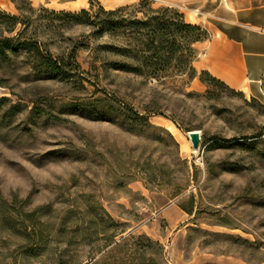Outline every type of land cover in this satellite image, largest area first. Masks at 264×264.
Wrapping results in <instances>:
<instances>
[{
    "label": "rangeland",
    "instance_id": "rangeland-1",
    "mask_svg": "<svg viewBox=\"0 0 264 264\" xmlns=\"http://www.w3.org/2000/svg\"><path fill=\"white\" fill-rule=\"evenodd\" d=\"M141 1L0 0L67 62L0 61V264H264V105L132 24L200 0Z\"/></svg>",
    "mask_w": 264,
    "mask_h": 264
},
{
    "label": "crops",
    "instance_id": "crops-1",
    "mask_svg": "<svg viewBox=\"0 0 264 264\" xmlns=\"http://www.w3.org/2000/svg\"><path fill=\"white\" fill-rule=\"evenodd\" d=\"M186 20L208 34L194 67L264 105V0H200V19Z\"/></svg>",
    "mask_w": 264,
    "mask_h": 264
},
{
    "label": "trees",
    "instance_id": "trees-1",
    "mask_svg": "<svg viewBox=\"0 0 264 264\" xmlns=\"http://www.w3.org/2000/svg\"><path fill=\"white\" fill-rule=\"evenodd\" d=\"M149 0H142L139 4H148ZM151 6V5H150ZM150 15L143 20L132 21L133 26H140L141 28H148L145 41L152 56H157L159 59L170 58L177 50L185 46L187 53L195 52L194 43L200 41L208 36L207 32L196 24L184 22L183 14L172 8H158L153 9L149 7ZM87 14V11L82 10L80 13L70 14L78 16L79 14ZM8 20V21H6ZM22 24L24 27L16 31L17 25ZM26 22L23 18L13 15H7L0 12V61L5 62L9 60L10 54L17 53L20 49L27 52H33L34 65L33 68H44L45 71L61 74L65 72L66 59L63 57H54L46 54L40 49L36 40L24 37ZM153 48V49H152ZM193 54L189 56L192 58ZM70 59V60H69ZM196 57L194 58V60ZM69 62H73L78 66L75 57L70 54L68 56ZM202 73L208 75L211 80L223 83L209 72L201 70ZM224 84V83H223ZM137 118H144L136 113ZM150 264H158L152 260Z\"/></svg>",
    "mask_w": 264,
    "mask_h": 264
},
{
    "label": "water",
    "instance_id": "water-1",
    "mask_svg": "<svg viewBox=\"0 0 264 264\" xmlns=\"http://www.w3.org/2000/svg\"><path fill=\"white\" fill-rule=\"evenodd\" d=\"M188 136L192 142L193 149H198L200 141V133L197 130L189 131Z\"/></svg>",
    "mask_w": 264,
    "mask_h": 264
},
{
    "label": "bare ground",
    "instance_id": "bare-ground-1",
    "mask_svg": "<svg viewBox=\"0 0 264 264\" xmlns=\"http://www.w3.org/2000/svg\"><path fill=\"white\" fill-rule=\"evenodd\" d=\"M83 3H85V1H84ZM77 6H79V5H77V4L75 5V4H74V8H76ZM247 95H248V94H247ZM190 131H192V130H190ZM188 133H189V131L187 132V136H188ZM188 137H189V136H188ZM194 152H196V149H194Z\"/></svg>",
    "mask_w": 264,
    "mask_h": 264
}]
</instances>
